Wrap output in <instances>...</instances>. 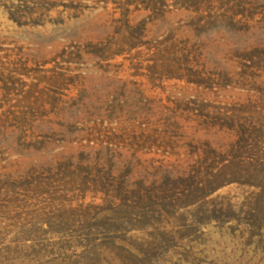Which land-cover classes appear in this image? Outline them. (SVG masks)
<instances>
[{
  "label": "rangeland",
  "instance_id": "obj_1",
  "mask_svg": "<svg viewBox=\"0 0 264 264\" xmlns=\"http://www.w3.org/2000/svg\"><path fill=\"white\" fill-rule=\"evenodd\" d=\"M0 264H264V0H0Z\"/></svg>",
  "mask_w": 264,
  "mask_h": 264
}]
</instances>
